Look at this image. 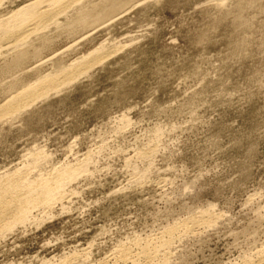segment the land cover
Returning a JSON list of instances; mask_svg holds the SVG:
<instances>
[{"label":"rangeland","instance_id":"obj_1","mask_svg":"<svg viewBox=\"0 0 264 264\" xmlns=\"http://www.w3.org/2000/svg\"><path fill=\"white\" fill-rule=\"evenodd\" d=\"M0 109V264H264V0H0Z\"/></svg>","mask_w":264,"mask_h":264},{"label":"bare ground","instance_id":"obj_2","mask_svg":"<svg viewBox=\"0 0 264 264\" xmlns=\"http://www.w3.org/2000/svg\"><path fill=\"white\" fill-rule=\"evenodd\" d=\"M56 1L60 2L61 0H55V2ZM37 5L38 4H33V5L28 6L26 9V11H28V14L26 13L27 17L22 19L20 26H18V28H16V30L8 31V34H9V32H11V34L15 35L17 38H20V36H22V38H23V36L26 35V33L28 31H30L29 25H31V24H29V23L32 20L35 21V18L45 17L48 14V11L42 9V7H39ZM18 35H19V37H18ZM24 38H25V36H24ZM109 56H110V53L105 52L104 49H101V48H99L97 50L95 49L93 52L88 54V56L86 58L82 59V57H81L80 60H84V62H86V63L83 62L84 63L83 64L81 62L80 64L77 65V67L80 66L78 70H75L78 73H75V71L72 69V67L71 68L64 67L65 70H63V71L61 70L57 74L42 76L41 78H38L34 83H30V84L24 86L21 89V91H16V93L17 92L18 93L15 96L12 94L14 96L13 99L11 98L13 100L12 101L13 103L11 102L13 105L10 103L9 100H8L9 102H7L6 104H8V103L11 104L13 112H21V111H24L25 109L27 110L29 108H32L33 106H35L39 102H42V101L48 99L51 95L56 94V93L58 94V92L60 90L63 91L64 87L68 86L69 83L71 84V81L74 79V77H73L74 73L77 74V78H79V76H81V75L84 76L83 74H86L87 72H89V70L92 69L95 65H97V66H98V64L100 65V63L103 60L105 61V59L107 60V58ZM73 62H74V64H72V63L71 64L76 66L75 61H73ZM75 69H76V67H75ZM80 70H82V71H80ZM86 76H87V74H86ZM61 80H63V81H61ZM5 106H6L5 104H4V106L2 105V107H5ZM8 106L6 107L7 109H8ZM0 110H2V109H0ZM12 110H11V112H12ZM14 114L12 113L11 115H14ZM8 115H10V114H8ZM3 116H6V115H3ZM11 181H12V178L9 179L8 181H6L5 183L0 182V226L2 225V223H4V220L10 219V218L18 215L19 208L21 206H24L22 203L27 202V200L20 199L18 197L13 199V196H12L13 192H14L13 190L16 187H14L12 185Z\"/></svg>","mask_w":264,"mask_h":264}]
</instances>
